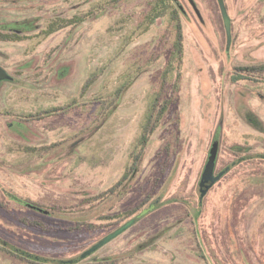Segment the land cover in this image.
<instances>
[{"label": "rangeland", "instance_id": "374dc122", "mask_svg": "<svg viewBox=\"0 0 264 264\" xmlns=\"http://www.w3.org/2000/svg\"><path fill=\"white\" fill-rule=\"evenodd\" d=\"M195 1L203 19L174 0L184 57L166 75L170 106L133 171L172 52L170 15L148 23L155 0H0V67L15 78L0 81V264H33L22 249L58 264L152 203L93 256L126 255L146 243L147 226L153 245L138 264H264V157L235 166L198 202L218 131V171L264 155V80L239 79L240 67L264 63V0H223L225 13L219 0ZM63 18L74 22L45 33Z\"/></svg>", "mask_w": 264, "mask_h": 264}, {"label": "trees", "instance_id": "16d2710c", "mask_svg": "<svg viewBox=\"0 0 264 264\" xmlns=\"http://www.w3.org/2000/svg\"><path fill=\"white\" fill-rule=\"evenodd\" d=\"M124 0H112V3L114 4H120ZM198 5V4H197ZM106 10V9H105ZM196 12V11H195ZM169 14V30L175 35L173 47L171 56L169 59L168 67L164 73V76L162 78V81L160 83V86L158 90L155 93L154 99L151 103V106L149 107L146 121L142 128V133L139 139V150L136 154V157L134 158L133 164H132V170H136L138 166V162L141 161L146 148L148 146V143L151 139L152 134L157 129L161 119L163 118L164 114L168 110L170 106V100L166 99L163 102H161V99L164 95L166 85H167V73L175 68V65L181 66L182 59L184 57V50H185V33H184V24L182 21V9L180 6H177L174 3V0H155L154 5L152 9L149 11L146 21L148 23H151L154 21V19L161 15V14ZM73 19H60L59 21L55 23H51L49 27L45 30V33H51L56 31L57 29L70 25L73 23ZM9 38L11 39H18L21 37L19 34L11 33L8 34ZM243 74H248L253 79L257 80H264V63L260 64H254V65H248L246 68L240 69ZM129 84L122 85L119 89L116 90L114 95H112L114 98L115 104L118 105L120 102L122 96L124 95L125 91L129 87ZM84 92V88L83 91ZM77 104V101H74L70 103L69 105L65 106L64 108H57V109H65L69 110L70 108L75 107Z\"/></svg>", "mask_w": 264, "mask_h": 264}, {"label": "flooded vegetation", "instance_id": "af4514ba", "mask_svg": "<svg viewBox=\"0 0 264 264\" xmlns=\"http://www.w3.org/2000/svg\"><path fill=\"white\" fill-rule=\"evenodd\" d=\"M26 26V23L25 22H15L13 23V26H12V29H15L17 30L18 32H20L24 27ZM19 34V33H18ZM21 35V34H19ZM1 66V65H0ZM247 66H244L243 68H246ZM241 69V67H240ZM241 71V70H240ZM15 78L13 79H10V80H14ZM239 79H243V80H247V81H251V82H256V83H260V81L262 80H257V79H253L252 77H250L248 74H241ZM9 80V79H8ZM220 131H218V133H216V135H219V150H218V154H217V158L215 159L214 161V165L212 166L209 162V158H210V151H209V155H208V159L206 160V163L204 165V168L202 170V173L200 175V178H199V183H198V189H199V201L198 202H201L205 199V197L210 193V190L217 184L218 181H220L224 176H226L229 172H231V170L237 166L238 164L240 163H243V162H247V161H251V157H260V158H263L264 155L262 154H259V155H249L246 154L245 156H242L241 159L239 160H235L233 162H231L230 165L224 167L223 169L221 170H217V163H218V158H219V151H220ZM246 147H242L241 149L243 151H245ZM264 160V159H262ZM28 205H30L28 203ZM149 207V206H148ZM146 207V208H148ZM159 207L158 203L154 205V208L149 211L147 214H145L143 217L147 216L149 213L157 210ZM39 211H43V209L41 207H36ZM146 208H144L143 210H145ZM142 210V211H143ZM185 210V209H184ZM142 211H140L138 214H135L134 216H132L129 220L133 219L134 217H136L137 215H139ZM183 211V210H182ZM45 213H48L49 211L48 210H44ZM185 215L187 217H189V214L188 213H185ZM143 217L139 218L137 221L134 222V224H132L130 227L136 225L138 223V221H141L143 219ZM141 219V220H140ZM129 220H127L126 222H128ZM126 222H124L122 225H124ZM122 225H120L119 227H121ZM186 225V224H185ZM190 225H187L188 226V229L190 230ZM118 227V228H119ZM129 227V228H130ZM116 228V229H118ZM127 228V229H129ZM145 228L146 230V238H145V244H141L140 245H134V249H130L128 251V253L126 255H123V251L122 250H117L115 249L113 252H110L109 255H106V256H103L101 258H97V256H93L96 251L101 247L97 248L96 250H94L93 252L83 256V254H85L91 247H93L95 244H97L100 240H102L103 238H105L107 235H109L110 233H112L113 231H115L116 229H114L113 231H111L110 233H108L106 236H104L102 239H100L98 242L92 244L91 246H89L88 248H86L85 250L81 251V252H78V253H74L73 255H71L69 258H63V259H60V258H54L53 262H57L58 264H81V262L91 258L92 259V263H95V264H138L140 261H141V258L140 256L138 255L139 253L142 254L143 250H145L146 248L148 247H151L153 245V242L149 239V235L147 234L148 233V227L145 226L143 227ZM126 229V230H127ZM181 229V228H179ZM125 230V231H126ZM183 231V230H182ZM181 231V232H182ZM124 232V231H123ZM122 232V233H123ZM121 234V233H120ZM119 234V235H120ZM118 236V235H117ZM115 236V237H117ZM114 237V238H115ZM113 239V238H112ZM111 239V240H112ZM109 240V241H111ZM108 241V242H109ZM106 242V243H108ZM105 243V244H106ZM103 244V245H105ZM102 245V246H103ZM136 248V249H135ZM19 250V249H18ZM153 250V249H152ZM20 251V250H19ZM21 253H17L18 255H20L21 259H27L29 260L31 263L33 264H41V261L39 260V257L40 256H37V255H33V254H30V253H27L25 250L22 249V251H20ZM93 256V257H92ZM96 260H98L96 262ZM174 258L171 260L170 264H175L174 263ZM204 262V264H206L204 258L202 256H199V262ZM169 264V262H168Z\"/></svg>", "mask_w": 264, "mask_h": 264}, {"label": "water", "instance_id": "95a60500", "mask_svg": "<svg viewBox=\"0 0 264 264\" xmlns=\"http://www.w3.org/2000/svg\"><path fill=\"white\" fill-rule=\"evenodd\" d=\"M189 1H190L191 5L193 6L194 10L196 11L198 17L203 19L202 12H201L200 8L198 7L196 1L195 0H189ZM219 3L222 6L223 0H219ZM223 9L224 8L222 6V12L225 13V10H223ZM5 79L10 80V79H13V77L11 75H9V73H7V71L5 69L0 67V81L5 80ZM218 138H219V135H216V137L212 143V147L210 149L209 162L212 166L214 165V161L217 158V154H218V150H219V139ZM154 205H155V203H152L148 208L143 210L139 215H137L133 219L129 220L124 225H122L121 227H119L118 229H116L115 231H113L112 233L107 235L105 238L100 240L97 244H95L93 247H91L85 254H83V256L93 252L94 250H96L97 248H99L100 246H102L103 244H105L106 242H108L109 240L114 238L115 236H117L120 233H122L123 231H125L132 224H134L135 221H137L139 218L143 217L145 214H147L149 211H151L154 208Z\"/></svg>", "mask_w": 264, "mask_h": 264}]
</instances>
